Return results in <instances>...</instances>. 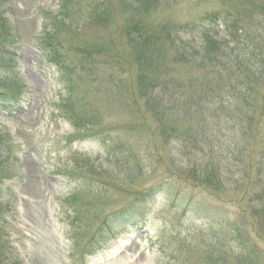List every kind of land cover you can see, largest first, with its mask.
I'll return each instance as SVG.
<instances>
[{"label": "rangeland", "instance_id": "374dc122", "mask_svg": "<svg viewBox=\"0 0 264 264\" xmlns=\"http://www.w3.org/2000/svg\"><path fill=\"white\" fill-rule=\"evenodd\" d=\"M5 1L11 5L5 18L17 25L20 39L17 53L3 67L12 68L13 76L25 87L17 112L0 109V132L9 135L19 156L8 170L15 174L0 182V264H9L12 259L19 264H264L260 228H251L254 246L253 241L238 243L242 235H235L231 228L237 215L230 219L231 214H226L227 218L206 216L193 203L163 192L149 198L143 191L133 215L134 225L124 228L115 225L114 218L111 225L108 221L111 212L134 193L174 175L189 192L207 198L211 193L240 205L246 213L245 224L253 225L250 204L235 179L247 182L249 194L259 193L264 202V157L260 156L264 144L239 153L242 161L235 163V147L227 136L236 133L232 119L219 120L223 135L204 122L205 112L198 113L185 100V114L167 110L169 103L157 112L145 100L127 105L109 91L115 83L104 75L101 65L97 78L80 80L77 72L82 71L74 64L76 60L62 70L46 60L36 44L35 35L41 33L44 23L60 25L56 19L60 0ZM94 1L102 2L85 0L82 6L86 8L76 11L78 21L88 20L87 7ZM110 1L115 7L111 9L114 28L86 26L84 32L90 39L122 31L128 17L134 15L132 19L151 26L150 35H162L167 25L180 42L199 43L194 36L204 15L222 11L228 0H128L131 5H140V11L120 5L119 0H106ZM231 1H238V5L244 0ZM170 24L184 28L177 31ZM141 28L149 30L147 25ZM254 40L257 44L262 41L255 35ZM103 44L110 52V46ZM103 55L106 62L115 56L103 52L98 57ZM153 56L162 57L159 52ZM181 72L188 75L185 66ZM200 73L204 76V69ZM258 81L264 91V82ZM186 97L194 102L188 93ZM161 121L166 126L175 122L174 136L190 139L195 156L185 152L181 140L165 139ZM214 169L220 174L211 173ZM199 179L206 182L193 183ZM92 188L98 190L96 194Z\"/></svg>", "mask_w": 264, "mask_h": 264}, {"label": "trees", "instance_id": "16d2710c", "mask_svg": "<svg viewBox=\"0 0 264 264\" xmlns=\"http://www.w3.org/2000/svg\"><path fill=\"white\" fill-rule=\"evenodd\" d=\"M72 2V0H60L58 17H56L61 22L60 25L44 23L41 33L35 35L38 49L50 63L64 70L70 65L71 60L73 62L76 60L74 64L82 71L77 72L82 81L97 78L96 70L100 65L104 66V75L109 76L115 83V87H110L109 91L116 93L127 105L130 101L136 105L135 103L140 104L145 100L157 112L164 103H169V106H164L167 110L185 114L184 102L186 101L189 107L195 106L198 113L205 112L206 121H202L212 129L220 130L223 135L226 133L219 120L223 119L221 120L223 122L232 119L231 126L236 128V133L229 132L227 136L235 147L233 150L237 156L235 163L242 161L239 153H243L248 148L250 151L256 149L259 143L264 144V91L262 87L259 88L260 83H258V80L264 82V54L262 53L264 52V1L240 2L239 0L238 5L241 6L238 7V1L228 0L226 4H223L222 11L206 13L201 21L203 25L199 28L197 36H194L199 43L193 40L187 43L180 42V37L169 33L167 25L162 35L161 32L150 35L153 31L151 26L137 18L132 19L134 15L128 17L130 20L124 23L123 30L115 33L116 35L110 34L109 37L90 39L84 32L86 26L102 27L109 31L114 28V21L111 19V9L114 11V4L112 1L108 4L106 0H102L101 4L94 1L87 7L90 12L88 20L82 23L78 21L76 11L86 8L82 6L85 0ZM118 3L124 7L129 6L130 9H139V11L141 9L140 5H131L128 0H119ZM9 8H11L9 2L0 0V40H2L0 41V107L15 111L21 104L20 95L25 84L13 76L12 68L3 67L11 59L10 56L13 57L17 53L20 39L17 25H13L8 18H5ZM101 11L106 12L101 13ZM141 17L140 15L139 18ZM135 21L139 23L134 24ZM142 25H147L149 30L141 28ZM171 25L177 31L184 28V25ZM222 30L225 34L221 32ZM122 32L124 33L121 35ZM254 35L262 39L260 44L254 40ZM103 43L110 46V52L102 48L105 46ZM103 52L113 53L115 56L106 62L107 56L98 57ZM157 52L161 53L162 57L155 58L153 55ZM167 55H170L171 59L166 61ZM182 66H185V73L188 75L182 74ZM201 69H204V76L200 73ZM121 75L123 79L119 78ZM191 90L195 92L192 91L191 94ZM186 93L189 97L192 96L194 102L190 99L191 97H186ZM164 99L172 101H163ZM154 108L150 109L154 111ZM138 111L141 112L140 109ZM171 124L172 126H166L162 121L159 123L165 129L163 132L165 139L170 140L172 137L176 141L181 140L185 152L189 156H195L192 154L195 152V146H192L191 142L188 143L190 139L185 135L174 136L177 135L173 134L177 126L175 122ZM190 136L197 139L194 135L190 134ZM9 138L7 133L0 132V182L3 177H12L15 174H9L8 170L13 167V161L16 162L19 157L10 144ZM260 156L264 157V151H261ZM211 173L219 175L220 171L214 169ZM173 176H169L170 180L162 177L154 184L134 193L131 198L111 212V217L108 219L110 225L113 218L117 221L115 225H122L124 228L130 225L132 222L130 216L135 214L143 193L147 192L148 194H145L150 198L163 192L187 204L193 203L192 205L202 209L206 216L210 214L214 218H227L226 214L228 216L231 214L228 217L230 219L234 217L233 215H237V218H233L235 225H231V228L235 235H242L237 239L238 243L240 240L253 241L252 246H254L255 239L251 228H260V232L264 235V202L259 193L249 194L246 186L250 188V185L244 180L236 178L235 182L241 186L244 200L250 204L249 211L253 220L250 219V221L254 222L253 225L245 224L247 223L246 213L240 205L237 207L227 203L211 193L208 194L209 198L203 194L198 196L193 191L189 192L182 188L183 183ZM227 178L231 179L230 176ZM205 180L199 179V182L193 183L201 185V182H206ZM97 191L93 188L91 190L95 194ZM192 192L194 195L191 196ZM242 218L243 222H241ZM133 224L135 223L132 222ZM9 264L19 263L12 259Z\"/></svg>", "mask_w": 264, "mask_h": 264}]
</instances>
